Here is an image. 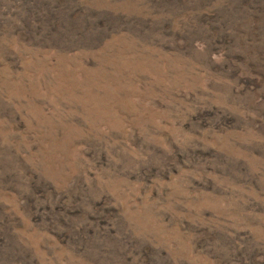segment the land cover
Returning a JSON list of instances; mask_svg holds the SVG:
<instances>
[{
    "label": "rangeland",
    "instance_id": "1",
    "mask_svg": "<svg viewBox=\"0 0 264 264\" xmlns=\"http://www.w3.org/2000/svg\"><path fill=\"white\" fill-rule=\"evenodd\" d=\"M0 264H264V0H0Z\"/></svg>",
    "mask_w": 264,
    "mask_h": 264
}]
</instances>
